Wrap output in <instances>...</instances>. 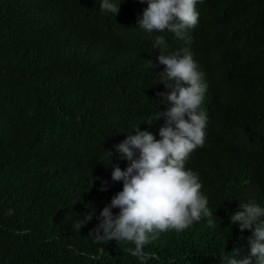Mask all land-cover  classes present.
Wrapping results in <instances>:
<instances>
[{
	"label": "trees",
	"instance_id": "obj_1",
	"mask_svg": "<svg viewBox=\"0 0 264 264\" xmlns=\"http://www.w3.org/2000/svg\"><path fill=\"white\" fill-rule=\"evenodd\" d=\"M99 3L0 0V264H139L131 245H98L90 233L123 187L108 151L125 170L113 146L133 128L159 140L165 121L151 117L166 111L158 94L169 90L157 34L137 28L147 5L121 0L115 16ZM197 10L187 41L159 35L165 53L187 47L204 73L205 143L186 168L217 221L162 233L146 247L159 257L148 264H220L235 249L242 258L251 232L229 215L241 202L264 206V0H202Z\"/></svg>",
	"mask_w": 264,
	"mask_h": 264
},
{
	"label": "clouds",
	"instance_id": "obj_2",
	"mask_svg": "<svg viewBox=\"0 0 264 264\" xmlns=\"http://www.w3.org/2000/svg\"><path fill=\"white\" fill-rule=\"evenodd\" d=\"M139 2L147 7L137 28L157 34L152 47L162 50L157 59L165 66L159 80L169 90L158 94L161 103L167 105L166 111L154 112L151 120L163 118L165 123L159 128V140L136 126L133 128L135 135H129L113 146L121 159L129 162L125 170L112 165V152L108 151L111 178L114 182H122L123 187L100 211L96 217L98 224L90 236L98 245L113 240L131 245L126 248L127 253L139 264H148L159 257L146 247L162 233H181L202 220L214 228L217 219L208 207L199 174L186 168L190 155L205 143L208 115L202 107L207 91L204 73L187 47L165 53L166 42L159 35L167 31L177 39L187 41V33L198 24L197 4L202 0ZM120 4L121 0H100L99 10L102 14L117 16ZM146 64L153 67L151 62ZM105 190L102 186L101 191ZM113 209H119L118 214L114 215ZM240 209L229 215V221L242 232H251L247 253L237 258L239 249L223 252L219 255L220 264H264V206L249 200L241 202ZM94 215L93 208L76 223L81 227Z\"/></svg>",
	"mask_w": 264,
	"mask_h": 264
}]
</instances>
